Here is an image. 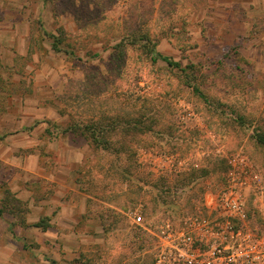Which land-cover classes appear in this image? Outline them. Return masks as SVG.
<instances>
[{
	"label": "rangeland",
	"instance_id": "374dc122",
	"mask_svg": "<svg viewBox=\"0 0 264 264\" xmlns=\"http://www.w3.org/2000/svg\"><path fill=\"white\" fill-rule=\"evenodd\" d=\"M251 1L0 0V264H157L162 230L234 187L264 253Z\"/></svg>",
	"mask_w": 264,
	"mask_h": 264
},
{
	"label": "built area",
	"instance_id": "2783aa9c",
	"mask_svg": "<svg viewBox=\"0 0 264 264\" xmlns=\"http://www.w3.org/2000/svg\"><path fill=\"white\" fill-rule=\"evenodd\" d=\"M216 202L215 217L162 230L157 264H264L256 236L245 231L250 217L237 187L222 192ZM135 219L144 223L141 213Z\"/></svg>",
	"mask_w": 264,
	"mask_h": 264
},
{
	"label": "trees",
	"instance_id": "16d2710c",
	"mask_svg": "<svg viewBox=\"0 0 264 264\" xmlns=\"http://www.w3.org/2000/svg\"><path fill=\"white\" fill-rule=\"evenodd\" d=\"M159 60L165 62L169 67L171 68H176V69H181V65L179 63H174L172 62L169 58H166V57H163V56H158L156 58H153V62H157ZM197 93H200V95L202 96L203 94L201 92H199L198 90H196ZM90 139L92 141V143L94 144H99V135L98 134H95V132H90ZM262 142H264V140H262ZM4 211L2 209H0V217H2L4 215ZM36 227H39V228H43V223L41 222L40 224L36 225ZM45 229H47V225L46 227H44Z\"/></svg>",
	"mask_w": 264,
	"mask_h": 264
},
{
	"label": "crops",
	"instance_id": "0c3cea01",
	"mask_svg": "<svg viewBox=\"0 0 264 264\" xmlns=\"http://www.w3.org/2000/svg\"><path fill=\"white\" fill-rule=\"evenodd\" d=\"M263 1V0H262ZM260 2V1H258V0H254V2H253V0L250 2L251 4H254V5H256V7H258V4L259 3H262L261 5H263L264 6V1L263 2ZM237 3V2H236ZM247 3V2H246ZM238 4H240V3H238ZM237 4V5H238ZM248 4V3H247ZM239 6V5H238ZM237 8H239V7H236V11H237ZM255 10H256V8H255ZM247 21H248V19H247ZM246 29H247V32H248V27H246ZM247 32L246 33H244L245 35L244 36H246L247 35ZM249 34V33H248ZM45 204H48V202H45ZM59 205L62 207V206H64L62 203H59ZM50 209H52L51 207H49V210ZM54 209H56V210H54ZM55 211V212H54ZM58 212V210H57V208L56 207H54L53 209H52V214H48V219L49 220H51L52 218H53V220H51L50 222H49V224H50V226H48L47 225V229L46 230H58L57 228H55L54 227V225L53 224H55V218L54 217H52V216H55V213H57ZM57 216V215H56ZM52 217V218H51ZM6 247H11V246H6ZM9 258H10V256H8ZM9 258H8V260H5V263H8V261H9Z\"/></svg>",
	"mask_w": 264,
	"mask_h": 264
}]
</instances>
